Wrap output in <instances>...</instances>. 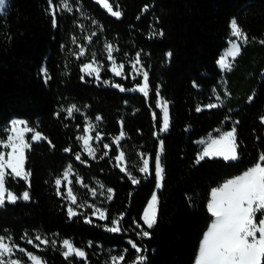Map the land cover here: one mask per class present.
Returning <instances> with one entry per match:
<instances>
[{
  "label": "trees",
  "instance_id": "trees-1",
  "mask_svg": "<svg viewBox=\"0 0 264 264\" xmlns=\"http://www.w3.org/2000/svg\"><path fill=\"white\" fill-rule=\"evenodd\" d=\"M108 1L123 13L120 18L97 0H68L72 11L57 8L55 26L50 8L60 0H9L0 14V133L4 135L3 128L13 119L23 118L47 137L31 142L26 151L31 187L19 178L8 180L12 191L19 196L28 190L30 199L6 201L0 207V235L10 236L47 264H111L110 258L120 254L125 255L123 264H129L137 255L129 241L146 249L141 253L147 256L145 264H194L203 233L213 219L207 210L211 189L242 174L264 152V0ZM232 18L248 35V43H242L241 54L226 70L218 61L229 45ZM109 43L116 47L117 61H126L125 76L109 69ZM81 46L86 51L77 58ZM137 52L149 72L148 96L135 88L142 79L129 73V60ZM93 55L102 65L99 79L82 71ZM42 68L51 77L47 82ZM157 89L169 104L166 132L160 131ZM215 90L222 102L208 109L204 106L213 102ZM72 105L79 110L68 116ZM197 107L203 110L197 112ZM87 119L101 135L95 159L78 139ZM232 127L237 129L239 159L206 157L197 164L198 140L216 129ZM121 131L125 136L117 146L115 137ZM161 140L164 187L157 191V224L149 230L150 238H143L137 236L141 229L136 225H143V212L156 190L154 158ZM121 150L126 154L127 172L115 160ZM140 153L151 157L150 175L139 173ZM68 165L74 170V192L79 199L106 208L107 220L91 216V206L69 219L65 196L58 195L54 182ZM129 173L140 183L132 184ZM78 178L83 185L76 183ZM109 188L114 190L111 200L107 199ZM93 189L107 195H92ZM121 214V232L103 227ZM86 216H91V224L85 222ZM25 234L29 239L47 236L55 247L41 244L37 248L22 239ZM64 239L83 248L87 259L66 260Z\"/></svg>",
  "mask_w": 264,
  "mask_h": 264
},
{
  "label": "snow or ice",
  "instance_id": "snow-or-ice-1",
  "mask_svg": "<svg viewBox=\"0 0 264 264\" xmlns=\"http://www.w3.org/2000/svg\"><path fill=\"white\" fill-rule=\"evenodd\" d=\"M103 4V7L116 18H120L123 13L121 11H114L113 7L108 0H99ZM4 4V0H0V7ZM62 7L71 12L72 7L68 0H60V4L56 7L50 8V12L53 16V26H55V17L57 14V8ZM147 9V6L145 10ZM231 35L235 37V40H231V47L227 51V56H222L218 64L222 69L231 70L232 63L229 62L228 57H231L234 61L236 57L241 54L242 43H248V35L243 31L242 27L238 23L236 18H232L230 21ZM155 35V33H153ZM95 35V33H93ZM159 35H163V32H159ZM90 41L92 36H88ZM75 43V38H73ZM264 43V41H261ZM108 59L113 61L112 72L116 76L123 75L124 64L116 65L113 57L114 47L112 44L106 45ZM86 49L81 46L79 52L76 53L77 58L85 54ZM167 57H171L172 53L168 52ZM139 66V67H138ZM132 68L136 71L137 75H142L143 83L138 85V91L145 96L149 94V72L143 68L141 64V54L137 52L135 62L132 64ZM45 82L51 79L48 75L47 69H41ZM82 71L89 76L95 75L99 79L100 67L98 66L95 56L89 63H84ZM83 78V77H82ZM105 83H109L105 81ZM114 87L125 91L126 89L120 84H114ZM195 86V85H194ZM156 95L159 97V90H156ZM219 99V97H217ZM251 99V98H250ZM219 105L209 103L204 107L208 109L216 108ZM157 107L162 109V127L161 132H166L170 126V113L169 104L167 100L162 97L157 102ZM76 105H72L67 109V115L72 116L74 111H78ZM203 109L197 107L196 111L200 112ZM59 113H57L58 115ZM155 118V113H153ZM97 120L102 119L96 117ZM264 121V117H261ZM95 127L92 123H89L85 128V135L79 137L82 140L84 150L93 159L96 158V148L92 146V140H100L101 136L97 134L92 136V129ZM8 133L4 137L0 138V148L7 151H0V207L4 206L5 202L15 203L18 199L25 201L30 199V192L28 190L23 191L19 196L11 190L8 186L9 178L22 179L31 187V171L26 170L25 164L27 160L26 151L30 150L31 142L46 140L41 131L36 130L33 127L28 126V122L23 120H13ZM28 133H33L30 140L26 138ZM125 136L123 131L115 137V144L119 146L121 139ZM49 143H51L49 141ZM159 147V153L154 158V169L156 177V189L164 187L165 181V167L161 159V153L164 151V142L161 140ZM203 143V142H202ZM110 145H104V148H109ZM240 145L237 140V129L232 127L231 130L223 132V134L210 139L202 152L198 154L196 163L199 164L205 158L222 157L225 161H235L239 159ZM66 152L71 149H65ZM108 155L107 152L104 153ZM142 159V166L139 167V173L150 175V160L151 157H145L143 153H140ZM103 158V157H101ZM77 161L81 160L80 154L75 155ZM117 165L122 171L127 172L126 154L123 150L119 151V154L115 157ZM72 173V166L68 165L67 169L63 172L62 178L55 179V185L57 186L58 195H65L60 191L61 186L67 181L66 198L69 201L67 207V214L69 219L81 215L77 209L85 207L84 204L77 203L78 197L74 194L72 187V180L69 178ZM132 184H139L140 180L135 176H131ZM76 183L83 184V179L77 180ZM87 187V185H85ZM103 187V185H101ZM107 199L111 200L114 196V190L107 189ZM92 195H96V190H92ZM159 195L157 192H153L151 198L143 212L142 220L143 225L137 223V227L141 231L137 232V236L143 238H150L151 232L149 231L157 224L158 212H159ZM207 210L213 217L210 226L203 233L202 239L199 243L198 253L195 257L194 264H264V152L260 153L257 162L253 166L249 167L242 174L235 176L234 178L227 179L222 185L211 189L210 200L207 203ZM259 214V215H258ZM91 216H98L100 220H107L108 212L106 208H94ZM91 216L85 217V222L91 224ZM123 220V214L110 221V225H103V227L112 233H119L122 231L121 221ZM146 225V230L144 226ZM22 239L27 240L28 244H35V247L39 248L41 244H51L55 247V241L50 240L47 236L41 237L36 235L34 238L29 239L25 234ZM39 241L40 243H35ZM131 247L135 249L137 255L129 262V264H145L147 256L141 254L146 251L139 246L135 241H129ZM63 257L67 260L70 257L76 256L79 258L87 259V252L81 248L75 246V244L64 239L62 241ZM89 247L91 242H89ZM17 252L26 253L28 257V264H47L40 256L31 252H26L24 248H21L18 244H15L10 236L0 235V264H24L22 258H13ZM124 253L127 249L123 250ZM111 264H123L125 261V255L120 254L112 256Z\"/></svg>",
  "mask_w": 264,
  "mask_h": 264
},
{
  "label": "rangeland",
  "instance_id": "rangeland-1",
  "mask_svg": "<svg viewBox=\"0 0 264 264\" xmlns=\"http://www.w3.org/2000/svg\"><path fill=\"white\" fill-rule=\"evenodd\" d=\"M98 2H99V0H97ZM100 3V2H99ZM108 3H110L111 4V2L110 1H108ZM8 4H9V0H4V4H3V6L2 7H0V14H2V13H4L5 11H6V9H7V7H8ZM102 6H103V4L102 3H100ZM112 5V4H111ZM113 7V6H112ZM113 10L114 11H116L115 9H114V7H113ZM231 40H235V37H233L232 35H230V38H229V45H228V47L223 51V53H222V55H221V57L222 56H227V51H228V49L231 47V44H230V41ZM113 45V44H112ZM113 47H114V52H113V57H114V60H115V62H116V65L117 66H119V64H124V69L122 70L123 71V75H121V76H125L126 75V72H125V66H126V61H117V57H116V55H115V51H116V47H115V45H113ZM108 56V55H107ZM220 57V58H221ZM228 59H229V62L230 63H232V58L231 57H228ZM92 61V60H91ZM91 61H89V62H91ZM130 62L128 63L129 64V73H130V76L132 77V78H137V77H140L141 79H142V75H137V73H136V71L132 68V64L135 62V59H133V60H129ZM97 62V64H98V66L100 67V73H101V71H102V68H101V64L98 62V61H96ZM141 64H142V62H141ZM112 67H113V61L112 60H110V66H109V69L112 71ZM139 67V66H138ZM144 68V67H143ZM145 69V68H144ZM99 77H100V75H99ZM221 81L223 82V83H225V80L224 79H221ZM109 83H107V84H111V82L110 81H108ZM142 83H143V79H142V82H141V84H139V85H142ZM114 85V84H113ZM138 86V85H137ZM137 86L135 87L137 90H138V88H137ZM212 96H214V99H213V102L212 103H214V104H217V105H220L221 104V102H222V98H221V96L218 94V92H217V90H215L214 92H213V95ZM217 97H219V99L217 98ZM161 97H159V99H160ZM158 99V100H159ZM158 100H157V102H158ZM159 108V107H158ZM160 109V108H159ZM161 110V112H162V109H160ZM13 120H23V121H26L27 122V120H25V119H23V118H16V119H13ZM12 120V121H13ZM12 121H10L9 122V124L8 125H6L4 128H3V132H4V135H2L1 133H0V138H2V137H4L6 134H9L8 133V128H10V126H11V122ZM89 123H92L93 125H95L94 124V122L93 121H91V120H89V119H87L86 121H85V128L87 127V125L89 124ZM28 126L30 127V125L28 124ZM231 130V129H230ZM226 131H229V130H225L224 128H219V129H216L215 131H213V132H211V133H209L207 136H205L204 138H201V139H199L198 140V144H199V146H200V153L202 152V150H203V148L206 146V144H207V142L210 140V139H212V138H214V137H217V136H219V135H221V134H223V132H226ZM33 133H28L27 134V136H26V138L27 139H29L30 140V138L31 137H29V136H31ZM86 133H85V130H84V132L81 134V136H83V135H85ZM91 134H92V136L93 137H95L97 134H99L98 132H97V128H96V125H95V127L92 129V132H91ZM80 136V137H81ZM101 136V135H100ZM81 142H82V140H81ZM203 142V143H202ZM92 146L93 147H95L96 148V146H99L100 144H101V142H100V140H95V139H93L92 140ZM82 145H83V142H82ZM83 148H84V146H83ZM0 151H7L6 149H3V148H0ZM159 153V152H158ZM96 154H97V148H96ZM74 174V170L72 169V173H71V175H70V179L72 180V184H73V178H72V175ZM62 178V177H61ZM234 178V177H233ZM77 180H80V178H78ZM80 185H83V184H80ZM67 181H65L64 182V184L61 186V191L63 192V193H65V199H66V201H67V204L69 205V201L67 200V198H66V188H67ZM158 190L156 189L155 190V192H157ZM211 193V192H210ZM74 194L75 195H77L75 192H74ZM97 194H101V196H106L107 195V193L106 192H103L102 190H100V191H96V195ZM77 197H78V195H77ZM210 199V198H209ZM209 202V201H208ZM77 203H78V205L79 204H84L85 205V207H83V208H78L77 210L80 212V213H84V212H86V210H87V208L89 207V206H91V207H93V210H94V208H101V207H97V206H95L93 203H91V202H89V201H87V200H85V199H83V198H81V199H79V197H78V201H77ZM259 215V214H258ZM96 217H98V216H96ZM69 240V239H68ZM71 241V240H70ZM61 246H62V243H61ZM21 248H23V247H21ZM25 249V248H24ZM26 250V249H25ZM64 249H63V246H62V251H63ZM26 252H28L27 250H26ZM31 253H33V252H31ZM33 254H35V253H33ZM35 255H37V254H35ZM38 256H40V255H38ZM41 257V256H40ZM13 258H22L23 260H24V264H28V257H27V255H26V253H20V252H17L16 253V255L13 257ZM41 259L43 260V261H45L42 257H41ZM85 264H88V263H85Z\"/></svg>",
  "mask_w": 264,
  "mask_h": 264
},
{
  "label": "bare ground",
  "instance_id": "bare-ground-1",
  "mask_svg": "<svg viewBox=\"0 0 264 264\" xmlns=\"http://www.w3.org/2000/svg\"><path fill=\"white\" fill-rule=\"evenodd\" d=\"M224 72H225V70H224ZM210 200V199H209ZM211 224V223H210ZM210 226V225H209Z\"/></svg>",
  "mask_w": 264,
  "mask_h": 264
}]
</instances>
